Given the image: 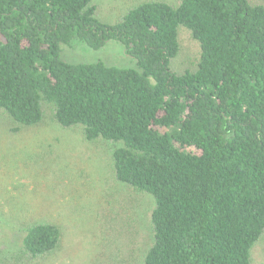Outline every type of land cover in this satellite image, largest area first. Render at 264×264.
<instances>
[{
	"label": "trees",
	"instance_id": "obj_1",
	"mask_svg": "<svg viewBox=\"0 0 264 264\" xmlns=\"http://www.w3.org/2000/svg\"><path fill=\"white\" fill-rule=\"evenodd\" d=\"M93 2L0 0V113L116 146L114 179L154 203L141 264H251L264 235V5L151 1L110 25ZM180 29L199 55L175 71ZM109 41L134 68L61 59L62 47ZM60 238L32 225L21 253L43 258Z\"/></svg>",
	"mask_w": 264,
	"mask_h": 264
},
{
	"label": "rangeland",
	"instance_id": "obj_2",
	"mask_svg": "<svg viewBox=\"0 0 264 264\" xmlns=\"http://www.w3.org/2000/svg\"><path fill=\"white\" fill-rule=\"evenodd\" d=\"M151 1L177 6L181 0H94L95 17L112 25L130 8ZM250 1L264 5V0ZM178 42L172 68L182 71L195 64L199 46L185 29L179 30ZM60 56L70 64L135 65L116 41L99 50L76 42L62 47ZM115 147L88 142L80 128L63 129L48 118L22 127L0 113V262L141 264L152 242L154 203L114 179ZM39 223L58 227L60 242L47 256L28 259L21 253L22 239ZM251 264H264V235L251 250Z\"/></svg>",
	"mask_w": 264,
	"mask_h": 264
}]
</instances>
